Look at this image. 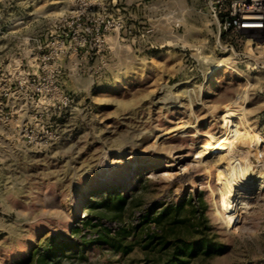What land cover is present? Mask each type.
Listing matches in <instances>:
<instances>
[{"label":"rangeland","instance_id":"rangeland-1","mask_svg":"<svg viewBox=\"0 0 264 264\" xmlns=\"http://www.w3.org/2000/svg\"><path fill=\"white\" fill-rule=\"evenodd\" d=\"M208 8L0 0V264H264V189L229 214L194 158L240 133L264 175V60Z\"/></svg>","mask_w":264,"mask_h":264},{"label":"bare ground","instance_id":"bare-ground-1","mask_svg":"<svg viewBox=\"0 0 264 264\" xmlns=\"http://www.w3.org/2000/svg\"><path fill=\"white\" fill-rule=\"evenodd\" d=\"M230 64L231 59L211 62L206 74L207 83L203 87L204 94L211 91L214 77L218 71L224 67L231 69ZM200 90V92L203 91L202 88ZM197 94H195L196 100L200 97V93ZM189 99L192 100L193 98ZM189 125L188 122L177 125L176 128L180 129L179 134L185 133L186 131H181V129L186 130ZM207 140L205 145L194 155L196 163L198 165L210 163L215 167L222 208L229 214L243 210L249 204V200L264 189V175L257 173L254 169L255 166L247 163V160L243 162L239 155L237 157V154L242 149L248 154L251 151L257 152L258 143L249 141L242 134L235 132L219 134L216 137L209 136Z\"/></svg>","mask_w":264,"mask_h":264},{"label":"built area","instance_id":"built-area-1","mask_svg":"<svg viewBox=\"0 0 264 264\" xmlns=\"http://www.w3.org/2000/svg\"><path fill=\"white\" fill-rule=\"evenodd\" d=\"M208 7L210 18L216 25L218 37L233 35L240 38L235 43L238 42L239 46L243 45L242 57L246 61L255 62V53H257L262 63L264 60V0H208ZM229 45L226 44L225 48H232V45ZM7 102L15 103V99H9ZM14 111L12 107H9L7 113L0 110V121L10 128L16 114ZM15 136V129L12 128L11 138Z\"/></svg>","mask_w":264,"mask_h":264}]
</instances>
